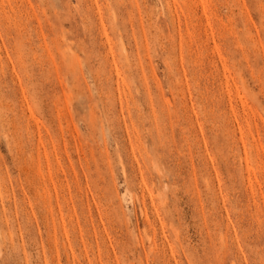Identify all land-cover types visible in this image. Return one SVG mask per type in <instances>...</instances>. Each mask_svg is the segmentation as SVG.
<instances>
[{
	"label": "rangeland",
	"instance_id": "obj_1",
	"mask_svg": "<svg viewBox=\"0 0 264 264\" xmlns=\"http://www.w3.org/2000/svg\"><path fill=\"white\" fill-rule=\"evenodd\" d=\"M0 264H264V0H0Z\"/></svg>",
	"mask_w": 264,
	"mask_h": 264
}]
</instances>
